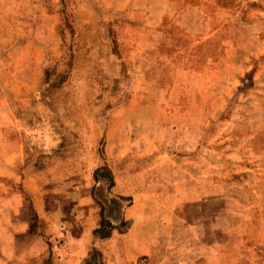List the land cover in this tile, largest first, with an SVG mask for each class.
Here are the masks:
<instances>
[{
  "label": "rangeland",
  "instance_id": "374dc122",
  "mask_svg": "<svg viewBox=\"0 0 264 264\" xmlns=\"http://www.w3.org/2000/svg\"><path fill=\"white\" fill-rule=\"evenodd\" d=\"M173 1L194 15L186 34L163 18L173 39L154 69L153 49L126 60L114 44L126 17L102 24L100 0H0V108L31 166L75 167L74 196L85 191L108 239L129 227L132 195L172 198L144 209L153 254L126 264H264V0ZM117 168L143 179L117 190ZM155 170L165 189L151 188ZM116 260L90 248L84 264Z\"/></svg>",
  "mask_w": 264,
  "mask_h": 264
},
{
  "label": "crops",
  "instance_id": "0c3cea01",
  "mask_svg": "<svg viewBox=\"0 0 264 264\" xmlns=\"http://www.w3.org/2000/svg\"><path fill=\"white\" fill-rule=\"evenodd\" d=\"M100 1L108 12L111 11V15L101 18L102 24H115L112 19L115 13H122L126 17L125 21L118 20V24L123 25L114 44L129 46L125 58L132 65L145 61L142 52L151 49L157 51L171 44L173 38L166 39L159 30L163 18L170 19L180 27L179 31L186 34L187 30L182 28V24H189L194 15L192 8L173 0ZM145 27L147 29H143ZM141 30H145L143 34L146 38L138 40L134 34ZM150 62L155 69L158 62L167 63V58L157 51L147 63ZM169 67L166 74L171 76L174 66ZM173 89L174 86L171 91ZM10 115L13 116V111L8 105L0 108V264H45V261L46 264H84L90 248H95L104 257L114 252L116 264L134 262L141 255L153 254L154 237L158 231L149 233V230L141 228L142 223L138 219L146 208L153 209L157 215L158 211L161 212L160 206L172 201V198L161 200L148 195L139 199L132 195L130 205L123 208L120 214L129 220L126 231L121 232L115 240L93 237L92 232L98 227L99 218L92 216L85 191H81L77 198L74 196L77 189L75 167L60 166L57 157L46 159V162L41 160L40 165L31 166L22 144L26 136L11 133ZM49 152L51 150L47 149ZM155 173L157 177L159 172L155 170ZM137 176L139 180L143 173L117 168L116 189L135 188ZM150 181L155 191L157 188L165 189L162 175ZM127 195L118 193V197ZM76 222L79 231L73 237L70 230ZM57 236L65 237L63 248L53 244V238ZM131 237L132 242H127V238Z\"/></svg>",
  "mask_w": 264,
  "mask_h": 264
},
{
  "label": "trees",
  "instance_id": "16d2710c",
  "mask_svg": "<svg viewBox=\"0 0 264 264\" xmlns=\"http://www.w3.org/2000/svg\"><path fill=\"white\" fill-rule=\"evenodd\" d=\"M103 224H105V226L108 227L109 229H113L112 226L108 222H105L103 218L100 217L99 227L94 229L92 232L94 236H98L100 239L108 238L110 235V233H106L102 231Z\"/></svg>",
  "mask_w": 264,
  "mask_h": 264
},
{
  "label": "built area",
  "instance_id": "2783aa9c",
  "mask_svg": "<svg viewBox=\"0 0 264 264\" xmlns=\"http://www.w3.org/2000/svg\"><path fill=\"white\" fill-rule=\"evenodd\" d=\"M53 243L57 246V247H61L63 248L65 246V240L63 239V237L61 236H57L53 238Z\"/></svg>",
  "mask_w": 264,
  "mask_h": 264
}]
</instances>
